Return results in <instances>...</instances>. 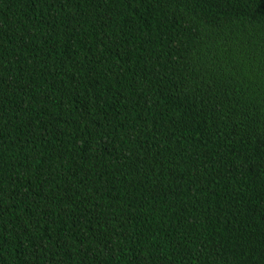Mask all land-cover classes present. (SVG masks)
<instances>
[{"label":"trees","instance_id":"obj_1","mask_svg":"<svg viewBox=\"0 0 264 264\" xmlns=\"http://www.w3.org/2000/svg\"><path fill=\"white\" fill-rule=\"evenodd\" d=\"M0 264H264V0H0Z\"/></svg>","mask_w":264,"mask_h":264}]
</instances>
